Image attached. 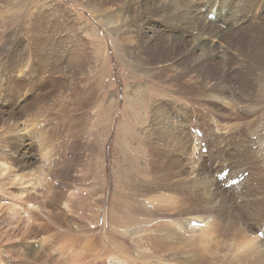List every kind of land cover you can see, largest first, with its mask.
I'll return each mask as SVG.
<instances>
[{"label": "rangeland", "instance_id": "obj_1", "mask_svg": "<svg viewBox=\"0 0 264 264\" xmlns=\"http://www.w3.org/2000/svg\"><path fill=\"white\" fill-rule=\"evenodd\" d=\"M122 1L5 0L4 3L0 1V14L3 13L6 16L3 19V26L5 27L0 26V37L6 39L8 47H12V43L15 44V52H13V54L2 52V54H0V61L3 60V58L9 59L10 57H14L15 60H17L18 54L16 53V49H18V47H24L29 49L28 55L31 61L28 65L32 67L31 73H28L26 77H24L22 73L15 76V80L21 84L22 87H19L20 91L17 96H6L7 98L4 100L3 98L5 95H3V93L5 94L6 89L0 91V97L3 100V105L0 103V107L9 109V107L15 106V120L18 126L22 123H25L26 126L29 125L27 126L29 131L25 132L24 141L17 142L20 143L17 150H21L22 153H26L35 158V161L29 163L24 168H18L16 162L15 166H13L15 169L10 168V166L13 165L12 162H10L9 168L4 173H2L0 168V207L2 205V208H0V264H15L16 260L18 264H100L104 257L106 258H104V264H118L112 258L110 259V257H121L123 255V249H118L117 244H113V236L115 235L113 233L116 232H111L107 228L110 225L109 228L112 229L113 227L111 228V224L107 225L105 223L104 227L102 220L103 216L110 219L111 223V220L119 217V215L120 217H124V214L125 216L130 215L128 213V207H130L131 204L147 206L148 204L143 202L141 198L143 196H147L148 198L152 196L154 198L155 194L161 196H177L176 200H181V203L175 201V205L176 203H178L177 205H186L187 209H190V207L199 208L197 209V211L201 212L199 214L214 216L215 212L217 218L219 217L218 219H222L225 222L229 216L230 222L236 223L237 219L230 216L226 211L223 210L224 212H221L220 209L215 211L211 210V203H215L212 199L218 198L214 196L215 192L220 191L223 194L222 196L230 201L232 215L242 216L241 220H243V224H241V226L245 227L248 225L247 229H251V231L254 230V232L259 229V227L250 220V216L242 212L243 209L241 207L239 208L242 193L238 194L236 191L237 189L239 191L240 187L238 186L240 183H243L245 186H243L240 191L247 189L250 185L257 187L264 186V172L258 170L257 165H249L248 172L245 173L247 174L245 178L246 182L241 180L236 184L237 186L228 184L237 177L236 169L241 162L238 156L242 154L246 147L241 145V149H237V145H230L227 142L224 143L222 138L223 135L217 133L215 123H217L219 115L224 114L229 118L233 116L235 112L234 109L226 107L229 106L225 104L227 101L221 102L219 104V106H221V108H219L220 111H216L215 107H212L209 103L210 100L208 97L205 95H203L205 97L202 96L201 93H204L208 89L207 84L202 81L201 73L208 75V72L197 69L195 63H206L207 59L204 55L209 54L210 48L209 46L204 48V53L200 49L192 51L194 46L197 45L194 42L200 34L208 36L210 29L213 34H216L217 29L226 28L227 23L224 16L222 17L223 11L219 6L221 2L224 4L225 10L242 9L245 11L244 13L248 15H250L248 13L250 7H248L249 11L246 10L241 0H235L234 2H230V4L228 2L224 3V0H147L143 6L146 9L143 8L141 15V13L138 12L139 9L137 8L134 10V7H132L133 5L129 1L130 10L128 9V12L125 9L123 10ZM165 3L172 8V11L169 10L170 12H168V10L163 9L162 5ZM180 3L184 8H181ZM146 4L149 7H147ZM186 6L189 7L186 8ZM40 7L41 9H39ZM178 9H180V12ZM182 9H184L185 12ZM17 11L18 13H15ZM154 12L157 13L155 14ZM177 13H179V16ZM259 13L256 15L258 16ZM193 15L195 16L194 18ZM231 15H233V13H231ZM122 16H126L125 18L123 17L124 20ZM186 19L187 21H185ZM182 20L183 22L181 23ZM140 21L142 23L141 27L138 24ZM217 24L221 27H218ZM74 25L75 27H83V29L86 27L90 29L91 26H93V29L96 27L99 32V34L97 33L99 38L95 42L92 36L93 38H91V41L88 43L85 40H87L90 31L85 29L82 31L83 34L79 32L77 35H73L74 32L72 29ZM257 25L264 29V24ZM192 27L197 31H193V29H191ZM252 27L256 26H250V28ZM140 28H144V32H142ZM138 29L141 30V34H137ZM32 32L37 34V43L33 41L34 35L32 36ZM191 33H195L196 37L193 38ZM130 34H132L134 38ZM142 34H144V36ZM129 35L131 37H129ZM121 36H128L132 39V43L120 41L119 38H121ZM158 36H162V38ZM64 38L70 40L64 43ZM155 38H158L157 40L160 42L156 41ZM210 38L215 37L212 36ZM219 38H221L219 39L220 41L223 40L221 35H219ZM133 39H135V41H133ZM179 40L183 42L180 43ZM204 40L207 42V39ZM90 43L95 44L94 49ZM51 46L56 48L54 52L50 48ZM178 48L179 50H177ZM141 50L144 51L141 53ZM149 50L150 52H148ZM143 52H146V54ZM201 55L203 58L200 57ZM5 56L7 57L5 58ZM152 58L154 59L152 60ZM190 59H193L195 63ZM157 60H160L158 61L160 64L157 63ZM234 62L232 61L230 64L227 56L224 58L221 56V53L215 52L214 58L210 61V63L213 64L210 70L213 69L215 74H220L223 73L221 71L223 68L225 72L228 71L226 72L225 78L231 79V81L234 82V77L238 71L237 68L240 67V62H236L235 60ZM89 63L91 66H89ZM190 63L193 64L194 69H192L193 66H191L192 64ZM50 64L52 67L48 69ZM144 64H146V66ZM171 65L173 67H171ZM187 66L189 67L187 68ZM92 67V72L94 73L90 74L89 72L91 71L88 70ZM169 67H171V71ZM179 68L182 69L179 70ZM173 69L176 70L173 71ZM26 70L28 71V68H26ZM72 70L74 71L73 73ZM83 70L85 72H83ZM160 71H163L162 74ZM164 72H167V74ZM87 73L91 76L89 77ZM229 75L232 76L230 77ZM191 79L195 80L191 81ZM188 81H190V83H188ZM10 82L12 83L13 81ZM93 88H97V91H94L95 93L92 91ZM197 88L199 89L197 90ZM108 90H111L110 93L112 94L108 93ZM255 92H257L256 89ZM71 93H73V95ZM61 94H63L62 97H65V99L61 97ZM41 95H44V97ZM38 96L40 97L38 98ZM80 96L82 97L80 98ZM217 97L219 98L220 96ZM10 99H13L11 105ZM64 100L65 102H63ZM226 100H228V98ZM81 101H84V103ZM63 103L65 105H63ZM107 105L109 106L108 108ZM26 106L29 107L27 109L28 112L27 110L26 112L24 111ZM47 106L52 108H45ZM237 106L238 107L235 106V108H239L240 103ZM39 107L42 108L40 109ZM250 107L251 104H248L246 107L241 106L242 109L240 110L246 109L242 113V117L239 119L240 115L235 114V117L233 116L234 119L231 118L230 122L234 129H236L237 125L240 128L232 132V137L235 140L236 138L237 140H241L243 144L254 141L255 137H257L251 134L249 128L252 125L251 122H254L256 118V114L253 112L254 110L247 114V110L249 111ZM44 108L46 111H44ZM58 108H60L59 110L62 112L59 111ZM52 111L55 115L52 114ZM67 111H69V113ZM215 111L217 112L216 118L214 117ZM225 111H227V113ZM63 112L64 114L62 115ZM246 120L250 121L251 124H246ZM191 127L198 128L202 135L197 136L192 134L190 130ZM145 138L148 139L149 143ZM237 140L235 141L236 143ZM142 146L143 148L141 149ZM203 147H205L206 151H203ZM252 147V149H256V143H254ZM129 154L133 157L128 156ZM186 159L189 161L187 162ZM231 159H236L237 161L231 162ZM49 160H51V162ZM190 160L193 161L191 162ZM225 168H229L228 175L225 179L220 180L218 174ZM55 172L59 173L60 177L59 174L57 175ZM125 173H127V176H124L126 175ZM14 175L15 179H17L15 181L13 179ZM144 176H146V178H144ZM19 177H21L22 180H18ZM98 177L101 178L100 182ZM163 179L164 181H162ZM211 179H214L213 183H211ZM96 182L97 185L95 184ZM161 186H165L167 189H159ZM22 187L25 189V192H29V196L32 199L30 202L21 203L7 195L10 191L18 192L19 190L17 188ZM59 189L61 191H59ZM97 190L99 191L97 192ZM5 191L7 194H5ZM100 191L101 193H99ZM58 192L61 194L60 197L59 195L57 197ZM134 196L139 198H133ZM55 197L58 198V202ZM96 197H98V200L100 199V202L98 201L99 203L97 199H95ZM26 199L25 201H27ZM81 199L84 200L81 204H78V201ZM146 199L147 198L144 200ZM74 200L77 201L75 202ZM136 200L139 201L136 202ZM93 201L95 205L97 203L99 206L92 204ZM164 202L165 201L161 204H164ZM153 203L157 204V202L154 201ZM45 204L48 205V207ZM78 205H81V207L78 208ZM7 206L14 208L13 210L16 214L14 217L16 220L14 217L9 216L11 212ZM93 211H96L95 216ZM122 211L125 213H122ZM177 212L178 211L174 209L172 213ZM53 216H58L56 218L57 220L54 219L55 217ZM189 216H195V214H188L180 217L184 220ZM60 217L62 218L58 220ZM148 217L149 218L145 216L143 219H140L143 222V230L135 232L136 234H132L131 238L135 240L134 243L138 244L130 248L131 252H129V255H136L144 259L154 257V259L151 258L153 259L152 261L144 262V264H160L157 261L162 260L159 256L161 254H158L159 251H157L156 248L154 250L155 252L152 248H154L153 246L156 241L155 234L160 233L162 227V225L158 226L156 221H161L162 217L156 218L154 223L153 220L151 222H146L153 218L150 214ZM22 218L23 222L21 224L20 220ZM170 219L171 218H167V220ZM55 220L59 223L53 222ZM10 221L12 222L10 223ZM193 221L195 220H191L189 224ZM195 222H197L198 225L201 223L199 221ZM17 223L20 228L17 227ZM26 223L30 225L28 231H24L27 229L22 228L24 227L23 224ZM102 228H106L107 231L105 229L103 233ZM128 228L129 226L127 229ZM259 233L261 232H258V234ZM137 239L138 242H136ZM129 243H131V241H124L125 245ZM143 246L147 248L149 253L143 252ZM209 247L216 248L218 254L215 255V257L212 256L210 259L208 258V261L206 260L203 264H217V260L220 262L218 264H246L244 262L237 263L232 259L230 260V258H224L221 255L224 250L220 249L219 245L214 244ZM34 248H37L36 251ZM37 250L40 251L38 252ZM184 250L183 253H186ZM151 252H153V254ZM177 252L178 251H175L176 254L174 253L171 255L167 262L170 264H185L184 254L181 253V251ZM25 255L28 257H25ZM32 256H35L36 259H33ZM24 257L27 258L28 261ZM125 264H128V262L125 261Z\"/></svg>", "mask_w": 264, "mask_h": 264}, {"label": "bare ground", "instance_id": "obj_2", "mask_svg": "<svg viewBox=\"0 0 264 264\" xmlns=\"http://www.w3.org/2000/svg\"><path fill=\"white\" fill-rule=\"evenodd\" d=\"M1 2H5V0H0ZM47 1V0H45ZM83 1V0H81ZM106 1V0H105ZM109 1V0H107ZM122 1V0H121ZM133 5L132 7H134L135 9H139V13H141L142 15V10H143V6L146 3L147 0H123L122 1V8L123 10L125 9L126 11L129 9V2ZM173 1V0H172ZM178 1V0H177ZM198 1V0H197ZM220 1V0H219ZM235 0H224L223 2H228L230 4V2H234ZM51 2V1H50ZM91 2V1H90ZM93 2V1H92ZM112 2V1H111ZM150 2V1H149ZM159 2V1H158ZM193 2V1H192ZM237 2V1H236ZM244 3V8H246V10L249 11L248 7H250V11L248 12L250 15H248L247 13H244L245 11L242 9H238V10H225V7L223 6L224 4L221 2V4H219V6L222 8V17L224 16V19L226 20L227 26L225 29L221 28V29H217L216 34L212 33V30L210 29V33L208 34V36H204L203 34H200L196 40H195V44H197L196 46H194L192 51H196L197 49H200L203 52L204 48H207L209 46L210 51L209 54L204 55L206 57V63H195L193 59V62L195 63V66L197 69L201 70V71H206L208 72V75H204L201 73L202 76V81H204L207 84V89L204 93H201L202 96L205 95L206 97H208V99L210 100V104L211 106L215 107V110L218 111L219 108H221V106H219V104L221 102H226L225 104H228L229 106L226 107H230L231 109H234V115L238 114L239 119L242 117V113L246 110H240L242 109V107H246L248 104H251L250 110H247V114L250 111H253L256 114V118L254 120V122H251L252 125L251 127L247 126L250 128L251 134L256 135L257 137H255L254 141H249V143L247 142L246 144H243L241 142V140H237V143L235 142L236 140L232 137V132L234 130L240 129L238 127V125L236 126V129H234L233 125H231V118L234 119V115L231 117H226L224 114H218L219 117L217 118L218 121L217 123H215V127H217V133L219 135H223V141L224 143L227 142L230 145H237V149H241V145L245 146L246 149L242 152V154H240L238 156L239 159H241V162L238 166V168L236 169V174L237 177L240 176H244L246 172H248L249 169V165H257L258 166V170L264 172V29L262 27H259L257 24H264V0H241V3ZM2 3V4H3ZM28 3V2H27ZM26 3V4H27ZM154 3V2H153ZM177 3V2H176ZM240 3V4H241ZM16 4V3H15ZM14 4V5H15ZM46 4V3H45ZM44 4V5H45ZM50 4V3H49ZM111 4V3H110ZM148 4V3H147ZM146 4V6H147ZM178 4V3H177ZM194 4V3H193ZM248 4V5H247ZM6 5V4H5ZM12 5V4H11ZM135 5V6H134ZM153 5V4H152ZM155 5V4H154ZM181 5V3H180ZM18 6V5H17ZM95 6V5H94ZM156 6V5H155ZM159 6V5H158ZM157 6V7H158ZM178 6V5H177ZM8 7V6H7ZM13 7V6H12ZM42 7V6H41ZM41 7L39 9H41ZM96 7V6H95ZM149 7V6H147ZM163 9L168 10V12L172 11V8L168 5V4H164L162 5ZM180 7V6H179ZM189 7V6H188ZM186 6V8H188ZM21 8V7H20ZM97 8V7H96ZM106 8V7H105ZM110 8V7H109ZM118 8V7H117ZM131 8V7H130ZM154 8V7H153ZM156 8V7H155ZM159 8V7H158ZM175 8V7H174ZM173 8V9H174ZM181 8L182 7L181 5ZM238 8V7H237ZM240 8V7H239ZM7 9V8H6ZM113 9V7H112ZM146 9V8H144ZM160 9V8H159ZM158 9V11H159ZM162 9V10H163ZM176 9V8H175ZM14 10V9H13ZM48 10V8H47ZM51 10V9H50ZM91 10V8H90ZM93 10V9H92ZM130 10V9H129ZM133 10V9H132ZM151 10V9H150ZM157 10V9H156ZM161 10V9H160ZM170 10V11H169ZM177 10V9H176ZM180 12V9H178ZM184 10V9H182ZM225 10V11H224ZM40 11V10H39ZM53 11V10H52ZM111 11V10H110ZM145 11V10H144ZM148 11V10H147ZM153 11V10H152ZM151 11V12H152ZM187 11V10H186ZM232 11V12H231ZM128 12V11H127ZM131 12V11H129ZM134 12V11H133ZM163 12V11H162ZM167 12V11H166ZM166 12H164L165 14H167ZM185 12V10H184ZM209 12V11H208ZM255 12V13H254ZM260 12V13H259ZM15 13H18L15 12ZM39 13V12H38ZM147 13V12H146ZM155 13V12H154ZM157 13V12H156ZM155 13V14H156ZM160 13V12H159ZM158 13V14H159ZM172 13V12H171ZM170 13V14H171ZM187 13V12H186ZM231 13H233V15H231ZM259 13V15L257 16L256 14ZM33 14V12H32ZM118 14V13H117ZM150 14V13H147ZM153 14V13H152ZM179 13H177L178 15ZM15 15V14H14ZM121 15V14H120ZM161 15V13H160ZM169 15V14H168ZM181 15V14H180ZM215 15V14H214ZM153 16V15H152ZM175 16V15H174ZM179 16V15H178ZM183 16V13H182ZM186 16V15H185ZM6 16L1 13L0 14V26L1 27H5L3 26V19ZM125 18L126 16H122ZM134 17V16H133ZM138 17V16H137ZM149 17V16H148ZM162 17V16H160ZM165 17V16H163ZM195 16L193 15V18ZM230 17V18H229ZM120 18V17H119ZM159 18V17H158ZM157 18V19H158ZM141 19V17H140ZM147 19V18H146ZM160 19V18H159ZM166 19V18H163ZM205 19V18H204ZM124 20V19H123ZM151 20V19H150ZM192 20V19H191ZM195 20V19H194ZM203 20V19H202ZM215 20V19H214ZM131 21V20H130ZM166 21V20H165ZM178 21V20H177ZM187 21V19L185 20ZM184 21V22H185ZM40 22V21H39ZM147 22V21H146ZM150 22V21H149ZM161 22V21H159ZM164 22V20H163ZM167 22V21H166ZM165 22V23H166ZM183 22V20L181 21V23ZM113 23V22H112ZM127 23V22H126ZM225 23V22H224ZM77 24V23H76ZM116 24V23H115ZM118 24V23H117ZM132 24V23H131ZM139 26H142L141 21L138 23ZM144 24V23H143ZM184 24V23H183ZM136 25V24H135ZM134 25V26H135ZM172 25V24H171ZM191 25V24H190ZM222 25V23H221ZM7 26V25H6ZM71 26V25H70ZM133 26V25H132ZM148 26V25H147ZM180 26V25H179ZM218 27H221L220 25L217 24ZM250 26H256V27H252L250 28ZM119 27V26H118ZM137 27V26H136ZM154 27V26H153ZM187 27V26H186ZM207 27V26H206ZM85 28V27H84ZM124 28V27H123ZM128 28V27H126ZM135 28V27H133ZM145 28V27H144ZM144 28H140L142 29V32H144ZM148 28V27H147ZM151 28V27H150ZM173 28V27H172ZM86 30H89V35L87 37V41L88 43L91 41V38H93V40L96 42L98 37L99 32L97 31L96 27L93 29V26H91L90 29H87V27L85 28ZM83 27H75L72 29L74 34L73 35H77L79 32L81 34L83 30ZM122 29V28H121ZM138 29L137 34H139L141 32V30ZM154 29V28H152ZM177 29V28H176ZM191 29H193V31H197L196 29L194 30V27H192ZM203 29V28H202ZM201 29V30H202ZM69 30V29H68ZM130 30V29H129ZM136 30V29H135ZM166 30V29H165ZM187 30V29H186ZM189 30V29H188ZM162 31V30H161ZM113 32V31H112ZM7 33V32H6ZM4 33V34H6ZM70 33V32H69ZM98 33V34H97ZM147 33V32H145ZM153 33V32H152ZM160 33V32H159ZM121 34V33H120ZM128 34V33H127ZM125 34V35H127ZM136 34V35H137ZM141 34V33H140ZM155 34V33H154ZM163 34V33H162ZM183 34V33H182ZM34 35V36H33ZM70 35V34H69ZM112 35V34H111ZM132 35V34H130ZM129 35V37H131ZM135 35V36H136ZM144 36V34H142ZM177 35V34H176ZM175 35V37H176ZM190 35V34H189ZM191 35L193 36V38L196 37L195 33H191ZM219 35L222 36L223 40L220 41L219 39ZM32 36H33V41L35 43L38 42V38H37V34L32 32ZM93 36V37H92ZM114 36V35H113ZM147 36V35H146ZM168 36V35H167ZM214 36L215 38H210ZM10 37V36H9ZM117 37V36H116ZM120 37V36H119ZM127 37H122L119 38L120 41H124L125 43L127 42H131L132 43V39ZM133 37V35H132ZM154 37V36H153ZM160 37V36H158ZM174 37V36H173ZM181 37V36H180ZM183 37V36H182ZM218 37V38H217ZM102 38V37H101ZM134 38V37H133ZM162 38V36L160 37ZM164 38V37H163ZM169 38V36H168ZM156 41H158V38H155ZM165 39H166V35H165ZM178 39V38H177ZM176 39V40H177ZM184 39V38H183ZM182 39V40H183ZM207 39V42H205ZM64 43L67 40H70L68 38H64ZM112 40V39H111ZM140 40V39H139ZM145 40V39H144ZM152 40V39H151ZM154 40V38H153ZM164 40V39H163ZM168 40V39H167ZM175 40V41H176ZM25 41V40H24ZM133 41H135V39H133ZM174 41V42H175ZM186 41V40H185ZM184 41V42H185ZM18 42V41H17ZM27 42V41H26ZM48 42V41H47ZM53 42V41H52ZM107 42V41H106ZM137 42V41H136ZM135 42V43H136ZM142 42V41H141ZM160 42V41H158ZM156 42V43H158ZM162 42V40H161ZM171 42V41H170ZM173 42V41H172ZM179 42H183L180 41ZM12 43V42H11ZM61 43V42H60ZM86 43V42H85ZM115 43V41H114ZM145 43V42H144ZM164 43V41H163ZM178 43V42H177ZM207 43V44H205ZM10 44V42H9ZM101 44V43H100ZM134 44V43H133ZM147 44V42H146ZM162 44V43H161ZM160 44V45H161ZM165 44V43H164ZM170 44V43H169ZM185 44V43H184ZM189 44V43H188ZM193 44V43H192ZM12 47H8L6 39L1 38L0 37V54H2V52H7V53H11L13 54V52H15V44L12 43ZM21 45V44H20ZM24 45V44H23ZM35 45V44H34ZM92 48H95V44H91ZM104 45V44H103ZM135 45V44H134ZM138 45V44H137ZM145 45V44H144ZM148 45V44H147ZM156 45V44H155ZM173 45V44H172ZM180 45V44H178ZM22 46V45H21ZM125 46V45H124ZM146 46V45H145ZM149 46V45H148ZM184 46V45H183ZM186 47V46H185ZM184 47V48H185ZM192 47V46H191ZM52 49V51L54 52L56 50V48H54L53 46L50 47ZM75 48V47H73ZM147 48V47H146ZM175 48V47H174ZM208 48V49H209ZM61 49V48H60ZM78 49V48H77ZM139 49V48H138ZM149 49V48H148ZM147 49V50H148ZM165 49V48H164ZM33 50V49H32ZM58 50V49H57ZM132 50V49H131ZM135 50V49H134ZM140 50V49H139ZM158 50V49H157ZM166 50V49H165ZM170 50V49H169ZM173 50V49H172ZM175 50V49H174ZM179 50V48L177 49ZM187 50V49H186ZM61 51V50H60ZM66 51V50H65ZM144 50H141V53ZM154 51V50H153ZM152 51V53H153ZM182 51V50H181ZM88 52V51H86ZM126 52V51H124ZM137 52V51H136ZM140 52V51H139ZM150 52V50L148 51ZM170 52V51H169ZM206 52V51H205ZM216 53H221V56L226 58H228L229 63L231 64L232 61L234 62V60L237 62H240V67L237 68V72L236 75L234 77V82L231 81V79H226V71L222 68L221 71L223 73L220 74H215L214 70H210L211 66L213 64L210 63V61L212 60V58H214V54ZM16 53L18 54V59L15 60L14 57H10L9 59L3 58V60L0 61V91L6 89L5 94L3 93L4 96V100L7 98L6 96H12L15 97L18 95L19 93V87H21V84H19L16 80H15V76L19 73H22V75L24 77L27 76L28 73H31L32 71V67H30L28 65V63H30V58H29V49H26L24 47H18V49H16ZM75 53V52H74ZM73 53V54H74ZM80 53V52H79ZM135 53V52H134ZM146 54V52H143ZM184 53V52H183ZM204 53V52H203ZM86 54V53H85ZM140 54V53H139ZM151 54V53H150ZM171 54V52H170ZM202 54V53H201ZM83 55V54H82ZM81 55V56H82ZM136 55V54H135ZM144 55V54H143ZM219 55V54H218ZM70 56V55H69ZM75 56V55H74ZM85 56V55H84ZM88 56V55H87ZM86 56V58H87ZM130 56V55H129ZM141 56V55H139ZM147 56V55H146ZM155 56V55H154ZM153 56V57H154ZM174 56V55H173ZM184 56V55H183ZM189 56V55H188ZM144 57V56H143ZM149 57V56H148ZM156 57V56H155ZM161 57V56H159ZM171 57V56H170ZM194 57V56H193ZM201 58L202 55L200 56ZM69 58V57H68ZM164 58V57H163ZM174 58V57H173ZM154 58H152L153 60ZM158 59V58H157ZM35 60V59H34ZM168 60V59H167ZM166 60V61H167ZM202 60V59H201ZM200 60V61H201ZM74 61V60H73ZM89 61V60H88ZM91 61V60H90ZM137 61V60H136ZM160 60H157V63ZM189 61V59H188ZM217 61V60H216ZM38 62V61H37ZM50 62V61H49ZM87 62V61H86ZM146 62V60H145ZM203 62V61H202ZM226 62V61H225ZM51 63V62H50ZM138 63V61H137ZM144 63V61H143ZM148 63V62H147ZM156 63V64H157ZM162 63V62H161ZM167 63V62H165ZM172 63V62H171ZM182 63V62H181ZM224 63V62H223ZM235 63V62H234ZM48 64V63H47ZM88 64V63H87ZM92 64V63H91ZM160 64V63H158ZM192 64V63H190ZM215 64V63H214ZM219 64V62H218ZM226 64V63H225ZM43 65V64H42ZM104 65V64H103ZM102 65V66H103ZM146 66V64H144ZM143 65V66H144ZM176 65V64H175ZM89 66L90 63H89ZM148 66V65H147ZM153 66V65H152ZM167 66V65H166ZM177 66V65H176ZM179 66V65H178ZM190 66V65H189ZM187 66V68L189 67ZM193 66V64L191 65ZM231 66V65H230ZM45 67V66H44ZM48 67V65H47ZM51 64L49 65L48 69H51ZM85 67V66H84ZM171 67H173L171 65ZM171 67L170 71H171ZM180 67V66H179ZM222 67V66H221ZM235 67V66H234ZM26 68H28V71L26 70ZM46 68V67H45ZM83 68V67H82ZM139 68V67H138ZM137 68V69H138ZM165 68V67H164ZM178 68V67H176ZM195 68V69H196ZM219 68V66H218ZM217 68V69H218ZM40 69V68H39ZM89 69V68H88ZM147 69V68H146ZM149 69V68H148ZM158 69V68H157ZM182 69V68H181ZM179 68V70H181ZM186 69V68H185ZM192 69H194V66L192 67ZM156 70V69H155ZM153 70V71H155ZM163 70V69H161ZM165 70V69H164ZM176 69H173V71ZM227 70V69H226ZM230 70V69H229ZM42 71V70H41ZM91 71L89 72L90 74L94 73L93 71V67L88 70ZM158 71V70H157ZM189 71V70H188ZM196 71V70H195ZM17 72V73H16ZM49 72V71H48ZM58 72V71H57ZM74 71L72 70V73ZM82 72V71H81ZM83 72H85L83 70ZM82 72V73H83ZM87 72V71H86ZM156 72V71H155ZM154 72V73H155ZM161 72V71H160ZM163 72V71H162ZM161 72V74H162ZM169 72V71H168ZM176 72V71H175ZM217 72V71H216ZM52 73V72H51ZM56 73V72H54ZM71 73V72H70ZM78 73V72H77ZM165 74H167V72H164ZM163 73V74H164ZM193 73V72H192ZM205 73V72H204ZM232 73V72H231ZM230 73V74H231ZM66 74V73H65ZM76 74V73H75ZM88 74V73H87ZM88 74V76L90 77L91 75ZM108 74V73H107ZM157 74V73H156ZM197 74V73H196ZM199 74V73H198ZM223 74V75H221ZM21 75V74H20ZM77 75V74H76ZM158 75V74H157ZM182 75V74H181ZM80 76V75H79ZM87 76V75H86ZM183 76V75H182ZM181 76V77H182ZM191 76V75H190ZM197 76V75H196ZM230 76V75H229ZM232 76V75H231ZM230 76V77H231ZM71 77V76H70ZM69 77V78H70ZM73 77V76H72ZM162 77V76H161ZM178 78V77H177ZM187 78V77H186ZM194 78V77H193ZM17 79V78H16ZM26 79V78H25ZM92 79V78H91ZM113 79V78H112ZM111 79V81H112ZM190 79V78H189ZM182 80V79H181ZM195 80V79H194ZM191 79V81H194ZM10 81H13L12 83ZM86 81V80H85ZM110 81V82H111ZM180 81V80H179ZM175 82V81H173ZM186 82V81H185ZM25 83V82H24ZM23 83V84H24ZM64 83V82H63ZM67 83V82H65ZM70 83V82H69ZM183 83V82H182ZM181 83V84H182ZM188 83H190V81H188ZM197 83V82H195ZM199 83V82H198ZM202 83V82H201ZM28 84V83H27ZM34 84V83H33ZM77 84V83H76ZM99 84V83H98ZM178 84V83H177ZM179 84V85H181ZM12 85V86H11ZM25 85V84H24ZM70 85V84H69ZM79 85V84H78ZM176 85V83H175ZM189 85V84H188ZM67 86V85H66ZM75 86V84H74ZM73 86V87H74ZM103 86V85H102ZM178 86V85H177ZM176 86V87H177ZM199 86V85H198ZM197 86V87H198ZM206 86V85H205ZM69 87V86H67ZM78 87V86H77ZM76 87V88H77ZM97 87V86H96ZM99 87V86H98ZM204 87V86H203ZM22 88V87H21ZM75 88V87H74ZM141 88V87H140ZM180 88V87H179ZM189 88V87H188ZM194 88V87H193ZM202 88V87H201ZM62 89V88H61ZM64 89V88H63ZM73 89V88H72ZM199 88H197L198 90ZM255 89L257 92H255ZM32 90V89H31ZM51 90V89H50ZM49 90V91H50ZM75 90V89H74ZM80 90V89H79ZM84 90V89H83ZM88 90V89H87ZM99 90V89H98ZM181 90V89H180ZM184 90V89H183ZM192 90V89H191ZM196 90V92H197ZM53 91V89H52ZM73 91V90H72ZM91 91V90H90ZM97 91V88H93L92 90ZM113 91V90H112ZM178 91V90H177ZM187 91V90H186ZM70 92V90H69ZM74 92V91H73ZM77 92V91H76ZM75 92V93H76ZM108 93L111 92V90L107 91ZM181 92V91H180ZM41 93V92H39ZM74 93V94H75ZM80 93V92H79ZM82 93V92H81ZM84 93V92H83ZM85 93H89V92H85ZM95 93V92H94ZM98 93V92H97ZM123 93V92H122ZM189 93V92H187ZM70 94V93H69ZM73 95V93H71ZM112 94V93H110ZM185 94V91H184ZM198 94V93H197ZM47 95V94H46ZM52 95V94H51ZM68 95V94H67ZM188 95V94H186ZM22 96V95H21ZM42 97H44V95H41ZM49 96V94H48ZM57 96V95H56ZM63 96V94H61V97ZM111 96V95H110ZM197 96V95H196ZM203 96V97H205ZM217 96H220L219 98ZM3 97V96H2ZM40 96H38L39 98ZM46 97V96H45ZM54 97V96H53ZM74 97V96H73ZM76 97V96H75ZM78 97V96H77ZM82 96H80L81 98ZM92 97V96H91ZM164 97V96H163ZM195 97V96H194ZM199 97V96H198ZM202 97V98H203ZM50 98V97H49ZM63 98V97H62ZM88 98V97H85ZM177 98V97H176ZM228 98V100H226ZM14 99V98H13ZM13 99H10V105L13 102ZM25 99V98H24ZM42 99V98H41ZM60 99V98H59ZM65 99V97L63 98ZM90 99V98H89ZM207 99V100H208ZM46 100V99H45ZM81 100V99H80ZM191 100V99H190ZM196 100V99H195ZM220 100V102H219ZM2 98L0 97V103L3 105L2 103ZM47 101V100H46ZM50 101V100H49ZM54 102H56L55 100H53ZM60 101V100H59ZM58 101V102H59ZM79 101V100H78ZM89 101V100H88ZM178 101V100H176ZM31 102V101H30ZM65 102V100L63 101ZM69 102V101H68ZM82 102V101H81ZM110 102V101H109ZM108 102V104H109ZM184 102V101H183ZM49 104V102H47ZM46 103V104H47ZM57 103V102H56ZM62 103V102H60ZM77 103V102H76ZM84 103V101L82 102ZM81 103V104H82ZM186 103V102H185ZM240 103V107L239 108H235L238 107L237 105H239ZM43 104V103H42ZM68 104V103H67ZM51 105V104H49ZM58 105V104H57ZM63 105H65L63 103ZM197 105V103H196ZM199 105V104H198ZM60 106V105H58ZM15 107V106H14ZM14 107H9V109H4L3 107H0V168L2 173L6 172L7 169L9 168L8 166H10V162L13 163L12 166H10V168L15 169V167L13 168V166H15V162L18 166V168H24L26 167L29 163L35 161V158L27 155L26 153H22V151H18L17 147L18 145H20V141H24L25 139V135H26V131H29V128L27 126L29 125H25V123H22L21 125L23 126H18L16 120H15V108ZM32 107V106H31ZM44 107V106H43ZM109 106L107 105V108ZM254 107V109H253ZM29 107L26 106V108H22L24 109V111L26 112V110ZM40 108V107H39ZM42 108V107H41ZM40 108V109H41ZM45 108H52V107H45ZM44 108V111H46ZM224 108V107H223ZM60 108H58L59 110ZM63 109V108H62ZM39 110V109H38ZM51 110V109H49ZM53 110V109H52ZM55 110V109H54ZM64 110V109H63ZM36 111V109H35ZM57 111V110H55ZM61 111V110H59ZM215 111L214 113V117H217V112ZM220 111V110H219ZM28 112V110H27ZM40 112V111H39ZM53 112V111H52ZM58 112V111H57ZM62 112V111H61ZM69 113V111H67ZM107 112V111H106ZM224 112V111H222ZM227 113V111H225ZM37 113V111H36ZM60 113V112H59ZM220 113V112H219ZM251 113V112H250ZM49 114V113H48ZM54 114V112L52 113ZM64 114V112L62 113V115ZM55 115V114H54ZM61 115V116H62ZM252 115V114H251ZM254 115V114H253ZM34 116V115H33ZM50 116V115H48ZM228 116V115H227ZM248 116V115H247ZM249 117V116H248ZM55 118V117H54ZM246 118V117H245ZM35 119V118H34ZM41 119V118H40ZM45 119V118H43ZM66 119V117H65ZM216 119V120H217ZM27 121V120H26ZM31 121V120H30ZM36 122V121H35ZM58 122V121H57ZM37 123V122H36ZM244 123V122H243ZM246 124H249L250 121L246 120L245 121ZM250 123V124H251ZM28 124V123H27ZM50 124V123H49ZM106 124V122H105ZM55 125V124H54ZM68 125V123H67ZM40 126V125H39ZM32 128V127H31ZM58 128V126H57ZM62 129V126H61ZM58 131V129H57ZM60 131V130H59ZM62 131V130H61ZM43 132V131H42ZM141 132V131H140ZM31 133V132H30ZM139 133V132H138ZM59 134V133H58ZM250 134V135H251ZM145 136V135H144ZM140 138V137H138ZM143 138V137H142ZM250 138V137H249ZM68 139V138H67ZM146 139V138H145ZM147 142L149 143L148 139H146ZM139 141V140H138ZM145 141V140H144ZM102 142V141H101ZM217 142V141H216ZM256 143V149H252L254 143ZM12 143V144H10ZM146 143V142H145ZM140 144V143H139ZM227 144V146H228ZM23 145V144H22ZM144 145V144H143ZM138 146V145H137ZM26 147V146H25ZM46 147V145H45ZM146 147V146H145ZM143 148V146L141 147V149ZM25 149V148H24ZM23 149V150H24ZM104 149V148H103ZM151 150V149H150ZM43 151V150H42ZM68 151V150H67ZM87 151V150H86ZM123 151V150H121ZM91 152V151H90ZM103 152V151H102ZM113 152V151H112ZM148 152V151H147ZM152 152V151H151ZM193 152V151H192ZM44 153V152H43ZM144 153V152H143ZM119 154V153H118ZM127 154V153H125ZM140 154V153H139ZM151 154V153H150ZM194 154V153H193ZM141 155V154H140ZM205 155V154H203ZM128 156H132V155H128ZM149 156V155H148ZM55 157V156H54ZM81 157V156H80ZM111 157V156H110ZM133 157V156H132ZM187 157V156H186ZM193 157V156H192ZM74 158V156H73ZM79 158V157H78ZM115 158V157H114ZM131 158V157H130ZM135 158V157H134ZM133 158V159H134ZM103 159V158H102ZM112 159V158H111ZM127 159V158H126ZM188 159V158H187ZM186 159V161H187ZM228 159V158H227ZM73 160V159H72ZM121 160V159H120ZM195 160V159H194ZM44 161V160H43ZM51 162V160H49ZM103 161V160H102ZM130 161V160H129ZM189 161V160H188ZM187 161V162H188ZM191 161V160H190ZM193 161V160H192ZM191 161V162H192ZM237 161L232 160L231 162H235ZM112 162V160H111ZM122 162V161H121ZM147 162V160H146ZM218 162V161H217ZM47 163V162H45ZM77 163V162H76ZM155 163V162H154ZM194 163V162H193ZM199 163V162H198ZM44 164V163H43ZM74 164V163H72ZM71 164V165H72ZM133 164V163H132ZM188 164V163H187ZM216 164V163H215ZM45 165V164H44ZM60 165V164H59ZM58 165V166H59ZM62 165V164H61ZM156 165V164H155ZM193 165V164H192ZM37 167V166H36ZM42 167V166H41ZM45 167V166H44ZM49 167V166H48ZM61 167V166H60ZM73 167V166H72ZM121 167V166H119ZM135 167V166H134ZM31 168V167H30ZM59 168V167H58ZM57 168V169H58ZM106 168V166H105ZM118 168V167H117ZM131 168V167H130ZM146 168V167H145ZM33 169V168H32ZM50 169V168H49ZM64 169V168H63ZM68 169V168H67ZM120 169V168H119ZM136 169V168H135ZM41 170V169H40ZM52 170V168H51ZM56 170V168H55ZM65 170V169H64ZM152 170V168H151ZM130 171V170H129ZM140 171V170H139ZM53 172V171H52ZM57 172V171H56ZM55 172V173H56ZM72 172V171H71ZM70 172V173H71ZM143 172V171H142ZM98 173V172H97ZM234 173V172H233ZM57 175L59 173H56ZM127 176V173H125ZM144 174V173H143ZM142 174V175H143ZM155 174V173H153ZM167 174V173H166ZM172 174V173H171ZM86 175V174H85ZM4 176V175H3ZM72 176V175H71ZM96 176V174H95ZM94 176V177H95ZM107 176V175H106ZM247 174L243 177L242 180H245ZM14 181L17 180L15 179V175L13 176ZM60 177V174H59ZM58 177V179H59ZM85 177V176H84ZM100 177V176H99ZM98 177V178H99ZM115 177V176H114ZM143 177V176H142ZM158 177V176H157ZM171 177V176H170ZM191 177V176H190ZM2 178V177H1ZM11 178V177H10ZM71 178V177H70ZM130 178V177H128ZM144 178H146V176H144ZM99 178V182H100ZM105 179V178H104ZM169 179V178H167ZM171 179V178H170ZM173 179V178H172ZM175 179V178H174ZM180 179V178H179ZM18 180H22L21 177H19ZM68 180V179H67ZM71 180V179H70ZM129 180V179H127ZM144 180V179H143ZM159 180V179H158ZM13 181V180H11ZM13 181V182H14ZM62 181V180H61ZM66 181V180H65ZM104 181V180H103ZM102 181V183H103ZM164 181V179L162 180ZM172 181V180H171ZM214 179H211V183H213ZM107 182V181H106ZM130 182V181H128ZM161 182V181H160ZM10 183V182H8ZM61 183V182H60ZM3 184V183H2ZM5 184V183H4ZM16 184V183H15ZM97 185V182L95 183ZM104 184V183H103ZM10 185V184H9ZM13 185V184H12ZM102 185V184H100ZM98 185V186H100ZM105 185V184H104ZM102 185V186H104ZM141 185V183H140ZM4 186V185H3ZM97 186V187H98ZM150 186V185H149ZM158 186V185H157ZM237 186V185H236ZM244 186L243 183H240L238 187L239 191L237 189V193L241 194L242 196L240 198L241 200V204L239 206V208L241 207L243 210L242 212H244L247 216H250V220L254 222V224L257 225V227H259V229L257 231L254 232L251 231V229H247L248 225L241 226V224H243V220H241L242 216H234L232 215V210H231V204L230 201L227 200L226 198H224L222 195V193L219 191L215 192V197H218L216 199H212L215 203H211V207H212V211L215 210H221V212L226 211L227 213H229L230 216L234 217L237 219V222H230V218L229 216L227 217V221L225 222L222 219H218L217 218V214H215L214 212V216L212 215H205V214H199L201 212L197 211V209L199 208H194V207H190V209L186 208L185 206L182 205H177L178 203H176V205L174 204L175 201H177L176 197L177 196H161V195H156L154 196V198L152 196H150L149 198L147 196H143L141 199H143V202H146L148 205L147 206H137L135 204H131L130 207H128L129 209V214L124 217H116L115 219H112L111 223H110V219L106 218L105 216H103L102 220H103V224L105 227V223L107 225L111 224V228H109V226L107 227L109 229V231L111 232H116L113 233L115 234L114 237V243L117 244L118 249L122 248L123 249V255L121 257H116V256H109L110 259L112 258L115 262H117L118 264H125V261L128 262V264H144V262H150L154 259V257H150V258H142V257H138L136 255H129L130 248H132L133 245H137L138 243H134L135 240H133L132 234L135 232H139L141 230H143V225H142V221L140 219H143V217H148V215H152V219H149V221L146 222H151L156 218H160L162 217L161 221H156L158 224V226H161L160 229V233H156L155 237H156V241H155V245L153 246L154 248L153 251L155 250V248L157 249V251H159L158 254L160 256V259H162L161 261H157L160 264H170L167 262L168 259H170L169 257L171 255H173L175 253V251H178L181 253H183V250L186 251V253L184 252V256H185V264H203L205 263V261H208V258L210 259V257L217 255L218 252L216 250V248H212L209 246L212 245H219L220 249L224 250L222 252V256L224 258H227L230 260L232 259L233 261L237 262V263H241L244 262L246 264H264V237H260L257 235V233L259 231L264 232V230L262 229V226L264 225V186L261 187H257V186H253L250 185L247 189H243V191H240V189ZM21 187V186H20ZM96 187V186H95ZM93 187V188H95ZM139 187V186H138ZM154 187V186H153ZM245 187V186H244ZM16 188V187H15ZM99 188V187H98ZM142 188V187H141ZM147 188V187H146ZM171 188V187H169ZM10 189V188H9ZM19 191L15 192V191H10L7 192L5 191V194H7L8 196H11L14 200L16 199L18 202H30L31 197L29 196V192H25V189L22 188H17ZM100 189V188H99ZM139 189V188H138ZM159 189H164L166 190L167 188L165 186H161ZM14 190V189H13ZM54 190V189H53ZM101 190V189H100ZM143 190V189H142ZM32 191V190H31ZM58 191V190H57ZM59 191H61L59 189ZM99 190H97L98 192ZM134 191V190H133ZM151 191V190H150ZM13 192V194H12ZM172 192V191H171ZM64 193V192H63ZM101 193V191L99 192ZM107 193V192H106ZM148 193V192H147ZM159 193V192H158ZM179 193V192H178ZM206 193V192H205ZM235 193V192H234ZM244 193V194H243ZM65 194V193H64ZM98 194V193H97ZM26 195V196H25ZM50 195V194H49ZM60 197V192H58L57 197ZM63 195V194H62ZM93 195V194H92ZM94 195H95V191H94ZM176 195V194H175ZM181 195V194H180ZM208 195V194H207ZM25 196V197H24ZM53 196V195H52ZM142 196V195H140ZM30 197V198H29ZM80 197V196H78ZM179 197V196H178ZM181 197V196H180ZM184 197V196H183ZM27 201H25V199ZM34 198V197H33ZM53 198V197H52ZM51 198V200H52ZM82 198V196H81ZM98 197H96L95 199H97ZM106 198V196H105ZM133 198H139L134 196ZM145 198H147L146 200H144ZM49 199V198H48ZM55 199H57L58 202V198L55 197ZM85 199V198H84ZM83 199V200H84ZM179 199V198H178ZM184 199V198H182ZM188 199V198H187ZM202 199V198H201ZM50 200V201H51ZM82 199L79 200L81 202L78 201V204L82 203L83 201ZM53 201V200H52ZM75 202L77 200H74ZM100 202V199H97V202ZM139 201V200H138ZM136 200V202H138ZM154 202H157V204H154ZM164 204H161L163 203ZM181 201V200H180ZM179 200L177 202H180ZM184 201V200H183ZM197 201V199H196ZM205 201V200H204ZM98 202V203H99ZM112 202V200H111ZM185 202V201H184ZM51 203V202H50ZM53 203V202H52ZM56 203V202H55ZM54 203V204H55ZM84 203V202H83ZM96 203V202H95ZM181 203V202H180ZM192 203V202H191ZM210 203V202H209ZM26 204V203H25ZM29 204V203H28ZM35 204V203H34ZM74 204V203H73ZM87 204V203H86ZM90 204V203H89ZM94 204V201L93 203ZM128 204V203H127ZM130 204V203H129ZM138 204V203H137ZM140 204V202H139ZM187 204V203H186ZM189 204V202H188ZM46 205V204H45ZM77 205V204H76ZM75 205V206H76ZM95 205V204H94ZM96 205L99 206V204L96 203ZM95 205V206H96ZM106 205V204H105ZM111 205V204H110ZM204 205V204H203ZM233 205V204H232ZM39 206V205H38ZM48 207V205H46ZM45 206V207H46ZM50 206V205H49ZM127 206V205H126ZM192 206V205H191ZM81 205H78V208H80ZM85 207V206H84ZM87 207V205H86ZM115 207V206H114ZM2 208V205L1 207ZM7 208H9V211L11 213H9V216L14 217L16 214L14 212V208L7 206ZM77 208V210H78ZM97 208V207H96ZM103 208V207H102ZM127 208V207H126ZM207 208V207H206ZM41 209V207H40ZM50 209V208H49ZM85 209V208H84ZM101 209V208H100ZM177 210V213H172L173 210ZM46 210V209H45ZM54 210V209H52ZM224 210V211H223ZM115 211V210H114ZM191 211V212H189ZM5 212V211H4ZM51 212V210H50ZM94 212V211H93ZM96 212V211H95ZM94 212V216L95 213ZM104 212V211H103ZM110 212V211H109ZM117 212V211H116ZM53 213V212H52ZM57 213V212H56ZM61 213V212H60ZM122 213H125L122 211ZM26 214V213H25ZM50 214V213H49ZM107 214V212H106ZM114 214V213H112ZM111 214V215H112ZM116 214V213H115ZM119 214V213H118ZM161 214V215H159ZM188 214H195V216H189L187 217V219L182 220V218L180 216H184V215H188ZM59 215V214H58ZM61 215V214H60ZM98 215V213H97ZM141 215V216H140ZM56 216V215H55ZM53 216V217H55ZM65 216V215H64ZM114 216V215H112ZM123 216V215H121ZM52 217V215H51ZM58 217V216H57ZM57 217H55L54 219H56ZM66 217V216H65ZM102 217V216H101ZM178 217V218H176ZM222 217V216H221ZM62 217L58 218V220H60ZM167 218H171L170 220H167ZM233 218V219H234ZM15 219V217H14ZM77 219V218H76ZM122 219V220H121ZM16 220V219H15ZM27 220V219H26ZM57 220V219H56ZM53 221V222H57V221ZM63 220V219H62ZM191 220H195V221H199L201 222L200 225L194 226L189 224V222ZM229 220V221H228ZM13 221V219H12ZM10 221V223L12 222ZM77 221V220H76ZM23 222V218L20 220V223L22 224ZM66 222V221H65ZM59 223V222H57ZM68 223V222H67ZM252 223V222H251ZM20 224V225H21ZM81 224V223H80ZM145 224V223H144ZM156 224V223H155ZM240 224V225H239ZM245 224V222H244ZM68 225V224H67ZM78 225V224H77ZM24 227H22L23 229H27L24 231H28L30 225L28 223L23 224ZM101 226V225H100ZM129 226V228L127 229V227ZM131 226V227H130ZM15 227V226H14ZM17 227L18 223H17ZM28 227V228H27ZM33 227V226H32ZM20 228V227H19ZM141 228V229H140ZM252 228V227H251ZM14 229V228H13ZM65 229V228H64ZM106 228H102V231L104 233ZM148 229V228H147ZM22 230V229H21ZM31 231V230H30ZM107 231V229H106ZM32 232V231H31ZM27 233V232H26ZM107 233V232H106ZM149 233V232H148ZM29 234V233H28ZM57 234V233H56ZM60 234V233H59ZM101 234V233H99ZM136 234V233H135ZM139 234V233H138ZM20 235V234H19ZM23 236V235H22ZM136 236V235H135ZM153 236V235H152ZM24 237V236H23ZM30 237V236H29ZM34 238V237H33ZM32 238V239H33ZM262 238V239H261ZM16 239V238H15ZM35 239V238H34ZM98 240H101L99 238H97ZM155 239V238H154ZM109 240V239H108ZM131 241V243H129L128 245L124 244V241ZM35 241V240H34ZM85 241V240H84ZM122 241V242H121ZM142 241V240H141ZM140 241V242H141ZM32 242V241H31ZM99 242V241H98ZM138 242V239L137 241ZM145 242V241H143ZM149 242V241H148ZM23 243V242H22ZM45 243V242H44ZM43 243V244H44ZM109 243V242H108ZM50 244V243H47ZM104 245V244H103ZM142 245V244H141ZM147 246V245H146ZM171 246V247H170ZM29 247V246H28ZM136 247V246H135ZM32 248V247H31ZM35 251L37 248H34ZM26 250V248H25ZM29 250V249H28ZM134 250V249H133ZM151 250V249H150ZM12 251V250H11ZM38 251V250H37ZM40 251V250H39ZM38 251V252H39ZM61 251V250H60ZM140 251V250H139ZM148 252L147 248L143 246V252ZM10 252V251H9ZM37 252V253H38ZM43 252V251H42ZM155 252V251H154ZM177 252V253H178ZM207 252H208V256H207ZM12 253V252H11ZM149 253V252H148ZM153 254V252H151ZM168 253V254H167ZM44 254V253H43ZM81 254V253H80ZM79 254V255H80ZM134 254V253H133ZM146 254V253H145ZM176 254V253H175ZM29 255V254H27ZM25 255V257L27 256ZM42 255V254H40ZM46 255V254H44ZM77 255V254H76ZM129 255V256H128ZM142 255V254H141ZM151 255V254H150ZM65 256V255H64ZM126 256H128L127 258H125ZM149 256V254H148ZM147 256V257H148ZM153 256V255H151ZM178 256V254H177ZM23 257V256H22ZM24 257V258H25ZM28 257V256H27ZM30 257V256H29ZM33 257V256H32ZM37 257V255H36ZM36 257L34 256L33 259ZM40 257V256H39ZM108 257V258H109ZM23 258V259H24ZM79 258V257H78ZM105 258V257H104ZM104 258L101 260L100 264H104ZM153 258V259H151ZM173 258V257H172ZM171 258V259H172ZM27 260V258H25ZM40 259V258H39ZM46 259V258H45ZM106 259V258H105ZM127 259V260H126ZM30 260V258H29ZM145 260V261H144ZM28 261V260H27ZM41 261V260H40ZM113 261V262H114ZM166 261V262H165ZM184 261V260H183ZM220 261V260H219ZM35 262V261H34ZM37 262V261H36ZM111 262V260H110ZM109 262V263H110ZM114 262V263H115ZM164 262V263H162ZM40 263V262H39ZM44 263V262H43ZM92 263V262H91ZM220 263L217 260V264ZM15 264H18V261L16 260ZM38 264V263H37ZM228 264V263H227Z\"/></svg>", "mask_w": 264, "mask_h": 264}]
</instances>
